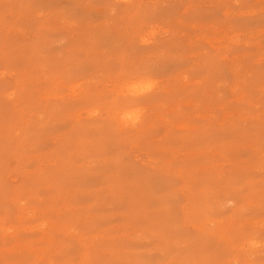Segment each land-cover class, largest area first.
I'll return each mask as SVG.
<instances>
[{"label": "rangeland", "instance_id": "obj_1", "mask_svg": "<svg viewBox=\"0 0 264 264\" xmlns=\"http://www.w3.org/2000/svg\"><path fill=\"white\" fill-rule=\"evenodd\" d=\"M262 216L264 0H0V264H264Z\"/></svg>", "mask_w": 264, "mask_h": 264}, {"label": "snow or ice", "instance_id": "obj_2", "mask_svg": "<svg viewBox=\"0 0 264 264\" xmlns=\"http://www.w3.org/2000/svg\"><path fill=\"white\" fill-rule=\"evenodd\" d=\"M65 23L71 24V20H66ZM111 71L116 76L111 92L101 96L94 106L93 115L110 119L112 126L118 129L135 128L147 115L149 100L159 89V78L148 73H134L131 68H122L119 63L113 65ZM261 219L264 221V216ZM240 231L248 233L247 228H241ZM244 243L247 248L258 247L264 251V222L261 223L258 239L254 234L247 235Z\"/></svg>", "mask_w": 264, "mask_h": 264}]
</instances>
